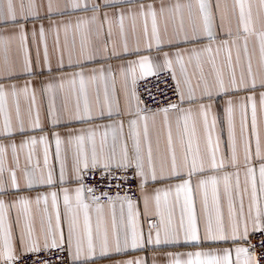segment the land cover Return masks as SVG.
I'll use <instances>...</instances> for the list:
<instances>
[{
	"label": "snow or ice",
	"instance_id": "obj_1",
	"mask_svg": "<svg viewBox=\"0 0 264 264\" xmlns=\"http://www.w3.org/2000/svg\"><path fill=\"white\" fill-rule=\"evenodd\" d=\"M215 8L221 9L219 0ZM77 11L92 14L53 19L72 17ZM185 11L190 31L185 27ZM232 15L236 30L230 24L224 28L225 11L219 35L211 0H64L63 6L57 0H19V14L16 0H0V25L15 28L12 35L0 32V52L4 53L0 61V264H95L96 257L129 255L130 251L155 253L167 247L194 250L166 251L162 261L156 255L150 260L132 255L114 264H264V239L258 245L251 241L257 233L264 235V0H234ZM45 20L47 30L57 37L55 68L45 41ZM161 20L173 22L171 35L167 23L162 33ZM126 21L136 39L134 47L129 45ZM29 22L33 40L38 34L44 42L42 66L37 50L39 71L34 70L27 47ZM61 29L66 36L73 33L71 46L66 40L63 50ZM114 29L119 45L113 39ZM93 36L101 45L92 44ZM17 39L23 52L19 72L7 56ZM113 60L122 62L114 66ZM45 71L51 79H34ZM163 72L171 74L177 99L150 108L137 83ZM22 76L29 79L21 84ZM117 77L123 107L117 96ZM89 85L96 86L94 103ZM38 90L47 99L46 122L37 103ZM57 91L63 94L60 108ZM21 96L27 103L23 112ZM148 96L161 104L151 91ZM221 101L222 116L215 110ZM72 124L89 126L72 128ZM9 153L12 166L7 163ZM89 179H98L107 190L89 185ZM172 180L179 182L147 194L149 183ZM129 181H138L147 228L132 188L125 187ZM113 188L123 195L120 191L113 195ZM150 201L157 219L149 218ZM33 205L37 209L43 205L39 231ZM105 207L111 209L110 228ZM220 243L233 247H213ZM42 252L47 256L42 258ZM52 253L55 260L50 258Z\"/></svg>",
	"mask_w": 264,
	"mask_h": 264
},
{
	"label": "crops",
	"instance_id": "obj_2",
	"mask_svg": "<svg viewBox=\"0 0 264 264\" xmlns=\"http://www.w3.org/2000/svg\"><path fill=\"white\" fill-rule=\"evenodd\" d=\"M57 2L61 6H63V4H64V0H57ZM97 2H102V0H97ZM193 2H195V0H193ZM211 2L213 3V12H214V18H215V24H216L217 33L219 35L223 34L220 25H221V16H222V14L225 11H226V16H225V18L223 20L224 28H227L229 26V24H230L231 27H232V30L235 31L236 30V18L232 15V9H233V5H234V0H219V2L221 4V9L220 10H217L215 8L216 0H211ZM16 3H17V12L19 14V0H16ZM225 6H226V9H225ZM91 14L92 13L90 11L87 12V13L81 12V11H77L75 13V15H73L72 17L55 16V17H53V19L59 21V20H62V19L66 20V19L71 18V19L74 20L75 16H84V15L90 16ZM237 14H238V9H237ZM184 16H185V27L188 28L189 31H190V24H189V21H188V17H187V12L186 11H185ZM43 23L45 24V28H46L45 41L47 43L48 55H49V58L51 60L52 67L55 68L56 65H57V59H58V55H59V53L57 51V47H56V39H57L56 33L53 32V31H48L47 30L48 29V21L47 20L43 21ZM165 23H167V26H168V35H171L172 34L173 22L171 20H168V21L161 20V21H159L162 33H163V29H164ZM150 24H151V22L149 21V27H150ZM257 27H259V24L257 25ZM126 28L128 30V35H129V45L134 47L135 43H136V39H135V37H133V35L131 33V23H130V21H126ZM140 29H141V22H138L137 23V35L140 34ZM114 31H116V35L113 37V39H115L117 44L119 45L120 41H119L118 30L114 29ZM0 32H2L4 35H12V34L15 33V28L12 25H8V26L0 25ZM31 32H32V23L29 22L28 25H27V33H28V35H27V47H28V51H29V56H30V58L32 60V63H33V68H34V70L39 71V66H37V64H36L37 50L39 49L40 65L42 66L43 65V58H44V42L41 41V39H40L38 34H37L36 39L33 40ZM37 32H38V29H37ZM75 39H76V50L79 51V43H80L79 35H76ZM66 40H67L68 45L71 46L72 40H73V33L71 31H69L67 33V36H66L64 30L61 29L60 32H59V46H60L61 50L64 49ZM103 40L104 41L108 40L106 35L103 37ZM254 40H255V38L253 37L252 40L250 41V45H249L250 48L252 47V45L254 43ZM205 43H206V41H205ZM92 44L96 45V46H99V45H101V41L97 40L96 37L93 36L92 37ZM110 45H111V42L109 41V46ZM191 46H193V45H186L185 47H191ZM196 46L199 47V46H202V45H196ZM141 47H143V43L142 42H141ZM233 55L235 56V52H233ZM3 56H4V53L0 52V61H2ZM7 56L9 58V60L12 62L13 66L15 67V69L19 72L20 69L22 68V65H23V52H22V50L20 48V44H19V40L18 39L14 40L12 42V44L10 46V49H9V51L7 53ZM128 59H135V57H128ZM121 62L122 61H119V60L111 61V63L114 66L119 64V63H121ZM65 63H67V54L66 53H65ZM91 66H98V65H90V67ZM192 71H193V69L190 67L189 68V72H192ZM53 75H59V74L58 73H54ZM177 75H179V69L178 68H177ZM25 79H29V77L22 76L21 79L18 82L22 84ZM34 79L36 81H44V80H47V79H51V77L49 76L47 71H45L43 75L37 76ZM193 83H195V80H193ZM109 86L111 87V85H109ZM95 87L96 86L89 85V94H90V98L93 100V103H94V100H95ZM99 87L101 89V98H103V87L104 86H103V84H100ZM121 88H122L121 81H120L119 77H117V82H116L117 96H118V98L120 100L121 107H123V94H122ZM19 102H20L21 109H22V112H23L26 109V107H27V103H26V101L24 100V98L22 96L20 97V101ZM37 103L40 106L42 119H44L45 122H46V117H47V99H46V97L43 94H41L39 92V90L37 91ZM222 103L223 102L221 101V105L215 109L216 111H218L221 114V116L223 115ZM56 104H57L58 108H60L62 106V104H63V94L60 93L59 91H57V93H56ZM73 104H74L73 97L69 93L68 94V105H69V108H72ZM9 105H10V107L13 105V101L11 100V98L9 99ZM172 120H173V135H174V138H175V117H174V115L172 116ZM109 122L110 121H107V120H98V121H96V123H109ZM159 124H160V118L158 117L157 118V124H156L157 128H159ZM88 126L89 125H87V124H72L71 125L72 128H82V127L83 128H87ZM149 128H150V135L153 137V148H154V151H155V148H156L155 132L153 131L151 121L149 123ZM65 130L66 129H61V131H65ZM125 133H127V125H125ZM36 134L38 135L39 133H36ZM14 139L16 140L17 143H19V140H20L19 136L14 137ZM223 139L226 141V139H227L226 133H225ZM165 141H166V133L162 134L161 138H160V149H161V151H163L164 148H165ZM4 143L7 144L8 140H5ZM51 151L54 154V151H55L54 144L52 145ZM179 151H180L179 144H177V152L179 153ZM37 154L40 157L41 164H42V149L39 146L37 148ZM7 163H8L9 166H12L11 154L10 153H9V157H8ZM23 165H24V159H23V156H21V166L23 167ZM18 175H19V173H18ZM178 182L179 181L172 180V181H164V182L154 183V184L153 183H149V185L146 188V192H147V194L151 195L155 188H166L170 184H175V183H178ZM193 183H195V180L193 181ZM39 190L40 191H44L46 189H39ZM31 195L34 196L35 193H31ZM5 199H14V197H5ZM136 201H137L138 210L141 213V221L144 223V227L147 228V221H146V218L144 217V202H143V199L141 198V193H140L139 199H137ZM102 203L107 205V202H102ZM196 207H197V211H199L200 210L199 195H197V198H196ZM42 209H43V205H41L40 209H37V207L35 205H33L32 209H31L32 215L34 217L35 226H36L37 231H39V228H40V220H41ZM115 211H116V215H117V220H119V213H120L119 204L116 205ZM61 213H63L62 203H61ZM154 213H155V205H154V202L150 201V203H149V218L157 219V217H155ZM177 215H178V210H177ZM15 216H16V212H15V210H13V212H12L13 221L15 220ZM92 216H93V223H95V213L94 212L92 213ZM105 216H106V219L108 221L109 228H110L111 227V209H109L108 207H105ZM65 231H66V226H65ZM213 247L223 248V247H233V245H231L230 243H220V244H217V245H213ZM191 250H194V249L188 248V247H167V248H163L161 250H158L155 253H153L151 251H146V252H144V251L131 252L130 251L129 255L111 254L108 257H96V258H94V261H95V264H114L115 261L131 258L132 255H135V256H147L149 258V260L151 259V257L153 255H156L157 258L162 261L163 254L166 251L186 252V251H191Z\"/></svg>",
	"mask_w": 264,
	"mask_h": 264
},
{
	"label": "built area",
	"instance_id": "obj_3",
	"mask_svg": "<svg viewBox=\"0 0 264 264\" xmlns=\"http://www.w3.org/2000/svg\"><path fill=\"white\" fill-rule=\"evenodd\" d=\"M137 90L139 94L141 95V98L145 101V103L150 108H156L159 106H166L169 100L175 101L177 99L175 95V82L171 78V74L168 72L161 73L158 77L157 76H149L146 79L139 80L137 83ZM151 91L158 101L161 102V104H156L152 99L149 98L148 92ZM131 174V173H130ZM89 185L96 184L100 187V190H107L103 187L101 182L97 179L95 181L89 179L87 181ZM138 184V181H129L128 185H125V187H131L132 188V195L135 200L139 199L140 192L137 189L136 185ZM117 191L121 192V195H123V191L120 189L113 188L111 190L112 194L115 195ZM101 202H107L105 199L102 198ZM261 239H264V235L257 233L254 236L251 237V241L253 244H259V241ZM260 249L257 247V252L259 253ZM67 254H65L66 256ZM40 256L42 258L46 257L47 254L40 253ZM32 257H30L31 259ZM51 259L55 260L56 254H51Z\"/></svg>",
	"mask_w": 264,
	"mask_h": 264
}]
</instances>
